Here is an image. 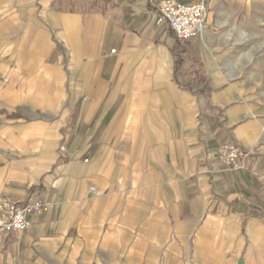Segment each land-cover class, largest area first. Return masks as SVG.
<instances>
[{
    "label": "crops",
    "instance_id": "obj_1",
    "mask_svg": "<svg viewBox=\"0 0 264 264\" xmlns=\"http://www.w3.org/2000/svg\"><path fill=\"white\" fill-rule=\"evenodd\" d=\"M195 1L0 0V199L44 205L0 264H264V117L225 71L264 0L178 41L160 9Z\"/></svg>",
    "mask_w": 264,
    "mask_h": 264
},
{
    "label": "built area",
    "instance_id": "obj_2",
    "mask_svg": "<svg viewBox=\"0 0 264 264\" xmlns=\"http://www.w3.org/2000/svg\"><path fill=\"white\" fill-rule=\"evenodd\" d=\"M209 8L204 0L186 4L164 5L159 12L158 23L170 30L178 41L199 37L207 27ZM241 149L230 142L221 147V162L234 169L241 168ZM92 192L93 188L90 189ZM44 205L39 201L19 203L8 198L0 199V232H24L30 227L31 214L40 212Z\"/></svg>",
    "mask_w": 264,
    "mask_h": 264
},
{
    "label": "rangeland",
    "instance_id": "obj_3",
    "mask_svg": "<svg viewBox=\"0 0 264 264\" xmlns=\"http://www.w3.org/2000/svg\"><path fill=\"white\" fill-rule=\"evenodd\" d=\"M246 15L248 34L244 36L242 51L236 52L225 71L234 80L231 87L241 93L251 111L264 117V6L251 13L246 11Z\"/></svg>",
    "mask_w": 264,
    "mask_h": 264
}]
</instances>
